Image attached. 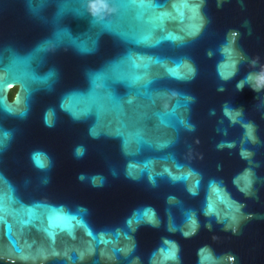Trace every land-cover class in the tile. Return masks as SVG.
Wrapping results in <instances>:
<instances>
[{"label":"water","instance_id":"obj_1","mask_svg":"<svg viewBox=\"0 0 264 264\" xmlns=\"http://www.w3.org/2000/svg\"><path fill=\"white\" fill-rule=\"evenodd\" d=\"M95 9L0 0V264H264V0Z\"/></svg>","mask_w":264,"mask_h":264},{"label":"snow or ice","instance_id":"obj_2","mask_svg":"<svg viewBox=\"0 0 264 264\" xmlns=\"http://www.w3.org/2000/svg\"><path fill=\"white\" fill-rule=\"evenodd\" d=\"M116 2V0H105V3L106 5H110L112 3ZM92 3V0H85V6L86 8L88 9V15L90 16V18H92L94 21L96 22H100V23H103V15L105 14L106 12V9L105 11H99V10H95V11H92L90 9V4ZM4 85L6 86V83L7 81L3 82ZM2 91H0V95H2ZM23 98V91L21 93V99Z\"/></svg>","mask_w":264,"mask_h":264},{"label":"trees","instance_id":"obj_3","mask_svg":"<svg viewBox=\"0 0 264 264\" xmlns=\"http://www.w3.org/2000/svg\"><path fill=\"white\" fill-rule=\"evenodd\" d=\"M15 91H16V88L14 87L13 89H11L10 93H9V97L10 99H13L14 96H15Z\"/></svg>","mask_w":264,"mask_h":264},{"label":"clouds","instance_id":"obj_4","mask_svg":"<svg viewBox=\"0 0 264 264\" xmlns=\"http://www.w3.org/2000/svg\"><path fill=\"white\" fill-rule=\"evenodd\" d=\"M90 9L92 10V11H95L96 9H95V0H92V3L90 4Z\"/></svg>","mask_w":264,"mask_h":264},{"label":"flooded vegetation","instance_id":"obj_5","mask_svg":"<svg viewBox=\"0 0 264 264\" xmlns=\"http://www.w3.org/2000/svg\"><path fill=\"white\" fill-rule=\"evenodd\" d=\"M16 88V91H17V87H15ZM16 91H15V93H16Z\"/></svg>","mask_w":264,"mask_h":264}]
</instances>
